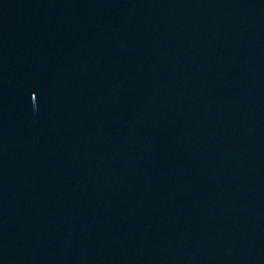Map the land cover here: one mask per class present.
<instances>
[{"label": "water", "instance_id": "1", "mask_svg": "<svg viewBox=\"0 0 264 264\" xmlns=\"http://www.w3.org/2000/svg\"><path fill=\"white\" fill-rule=\"evenodd\" d=\"M0 264H264V0H0Z\"/></svg>", "mask_w": 264, "mask_h": 264}]
</instances>
